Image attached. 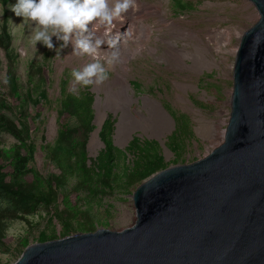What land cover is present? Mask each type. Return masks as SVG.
Returning a JSON list of instances; mask_svg holds the SVG:
<instances>
[{
	"label": "rangeland",
	"instance_id": "rangeland-1",
	"mask_svg": "<svg viewBox=\"0 0 264 264\" xmlns=\"http://www.w3.org/2000/svg\"><path fill=\"white\" fill-rule=\"evenodd\" d=\"M182 1L188 3L187 8H181L177 0H138L140 5L147 6L135 17L136 22L146 27L142 34L143 45H129L131 47L123 51L122 55H129L130 52L134 55L116 64L109 71V79L104 84L73 87L72 70L82 68L84 64L92 62V58L73 55V44L69 41L67 46H63L64 42L55 36L52 37V50L47 49L42 42L34 47L31 35L35 24L24 21L23 17H17L11 11V6L17 0H0V33L7 21L12 36L10 53L0 47V95L15 105L12 111H2L3 114L18 124L19 97L29 92L33 93L34 99H40L34 91L35 83H31L29 78L32 76L34 82H37L39 70H43L46 76L44 87L48 93L47 101H41L38 107H34L32 102L25 106L34 117L40 113L38 119L30 125V139L24 143L28 147L32 146L34 153L29 162L32 173L28 174L27 179L30 181L34 172L45 181L54 173H60L48 158L46 145L53 146L57 139L61 81L64 78L68 81V93L82 97L85 92H90L94 96L92 109L96 128L86 145L89 165L106 148L100 136L103 127L109 120L114 121L110 136L113 145L111 170H102L100 175H92L91 186L96 192L89 193L86 189L76 191L80 185V173L75 170L68 177L63 187L65 193L60 194L57 205L41 206L35 214L27 216V220L17 219L10 224L4 246L0 248V264H13L29 245L42 243V238L51 241L79 232H95L101 228L120 232L132 227L137 218L132 195L145 180L132 183L129 174L133 171L135 155L140 150L163 158L164 166L159 172L170 166L200 160L223 143L225 135L224 138H213L209 123L199 122L198 119L214 121L219 125V131L226 133L231 114L236 51L243 34L259 20L260 15L249 0ZM155 11H158V15H150L145 19L147 14ZM160 19L166 22L162 23ZM175 22L177 28L171 26ZM183 30L200 33L204 39L206 31L220 30L225 33L221 39L225 45L217 54L219 40L213 39L210 44L211 53L207 55L205 51H200L198 54L197 41L181 33ZM115 36L117 34L114 33ZM181 50L195 54V60L192 55L190 58L185 57ZM213 58L217 66H210L208 61ZM32 64L39 68H33ZM202 64L206 68L195 71L197 65ZM121 66L127 70L128 92L134 100L129 110L135 116L141 112L143 118L139 120L125 114L126 102L123 95L118 93L121 86L112 85L117 72H122ZM5 78L7 84L4 83ZM183 84L191 87L184 88ZM110 86L112 94L109 93ZM147 100L161 104L170 117V125L157 115L154 108L146 104ZM100 103L103 104L105 116L97 135L99 145L91 151L92 135L97 131V125L100 126L96 122ZM77 124L75 119L71 121L72 126ZM136 140L139 144L134 148L136 153H133L130 146ZM0 143L1 148L9 154L16 145L22 144L6 132H0ZM12 163V159L5 163L7 173L13 172ZM58 214L63 217L60 218ZM68 226L72 230L66 232ZM25 243L27 245L23 246Z\"/></svg>",
	"mask_w": 264,
	"mask_h": 264
},
{
	"label": "water",
	"instance_id": "water-1",
	"mask_svg": "<svg viewBox=\"0 0 264 264\" xmlns=\"http://www.w3.org/2000/svg\"><path fill=\"white\" fill-rule=\"evenodd\" d=\"M249 1L260 18L236 53L223 143L140 184L132 227L32 244L13 264H264V0Z\"/></svg>",
	"mask_w": 264,
	"mask_h": 264
},
{
	"label": "trees",
	"instance_id": "trees-1",
	"mask_svg": "<svg viewBox=\"0 0 264 264\" xmlns=\"http://www.w3.org/2000/svg\"><path fill=\"white\" fill-rule=\"evenodd\" d=\"M177 3L183 9L188 6V3H184L182 0H177ZM11 42L12 36L6 21L0 33V47L10 53ZM31 66L39 68L34 64ZM39 74L40 77L37 82H34L32 76L29 80L31 83H35L34 91L39 94L40 99H34L33 93L29 92L24 97H19L17 103L20 115L18 124L3 114L2 111H12L15 105L7 97L0 95V132L11 134L22 142V144L16 145L10 154L1 148L0 143V248L4 246L6 233L13 221L17 219L27 220V216L35 214L41 206L48 207L52 204H58L60 194L65 193L63 187L68 177L75 173V170L80 173V185L76 191L86 189L89 193L96 192L91 186L92 175H100L102 170H111L113 145L110 136L114 129V121L109 120L103 127L100 136L106 148L89 165L87 163L86 145L90 134L96 128L93 124L92 109L94 96L90 92H85L82 97L68 93V81L67 78H64L61 81L62 99L58 110L57 139L53 146L46 145L47 156L60 173H54L45 181L34 172L32 179L30 181L27 179L28 174L32 173V170L29 169V162L34 153L32 146L28 147L24 143L30 139V125L38 119L40 113H36V117H34L25 109V106L32 102L34 107H38L41 101H47L48 98L47 90L44 87L46 83L45 72L39 70ZM74 119L78 123L77 126L71 125V121ZM137 144H139L138 140L133 142L130 146L131 152L136 153L134 148ZM135 157L133 171L129 174L132 183L148 179L164 166L161 156H151L145 150H140ZM11 159L13 160V172L10 174L5 171V163ZM58 216L63 217L61 214ZM70 230L72 229L68 226L66 232ZM46 240L41 239L42 242ZM26 245L27 243L23 244V246Z\"/></svg>",
	"mask_w": 264,
	"mask_h": 264
},
{
	"label": "clouds",
	"instance_id": "clouds-1",
	"mask_svg": "<svg viewBox=\"0 0 264 264\" xmlns=\"http://www.w3.org/2000/svg\"><path fill=\"white\" fill-rule=\"evenodd\" d=\"M11 11L35 24L31 35L34 47L42 42L52 50V37L55 36L64 42L63 46L73 41V55L91 57L92 62L71 72L73 87H87L100 86L109 79V71L120 61L122 48L131 39L128 30L109 39L108 50L101 55L105 40L98 38L96 32L102 27L103 35L110 37L115 29L114 22L123 21L129 12L139 11V6L137 0H113L111 6L109 0H17ZM4 83H8L7 78Z\"/></svg>",
	"mask_w": 264,
	"mask_h": 264
},
{
	"label": "bare ground",
	"instance_id": "bare-ground-1",
	"mask_svg": "<svg viewBox=\"0 0 264 264\" xmlns=\"http://www.w3.org/2000/svg\"><path fill=\"white\" fill-rule=\"evenodd\" d=\"M112 2H113V0H109L110 6H111ZM137 4L139 6V11H137L135 13L129 12L127 14V16L124 18L123 21L117 20V21L114 22L115 23V29L113 30V32H112L110 37H105L103 35V31L104 30H103L102 27L96 32L95 35L98 38L105 40V44L102 45L101 54H104V52H106L108 50L107 41L109 39H113L114 38V33L117 34V35H119V34L123 35L124 32H126V30L130 31L131 39L129 40L128 45L125 48H122V53H123V51L127 50L128 47H131L129 45H132L133 47L138 46L140 44L143 45L142 43L144 42V40L142 39V34H143L144 30L146 29V27L145 26H141V24H139V22H136L135 21V17L140 15L144 11V7H147V6L146 5H140L138 0H137ZM150 15H158V11L151 12L150 14H147L145 19H148ZM160 21L162 23L166 22L165 19H160ZM171 26H173V28H177L178 27L176 22L172 23ZM173 32H175V31H173ZM181 33H184L186 36H188L191 39H194L195 41H197V48H198L197 49V53L198 54H199L200 51H202L203 53L205 51V53L207 55L210 54L211 51H212L211 47H210V44L213 43L214 40H219L218 41L219 45H218V48H217V51H216L217 54L220 53V48L225 45L221 41V39L223 38L225 33L220 31V30H209V31H206V33L204 34L205 39L202 37V35L200 33L191 32V31H184V30L181 31ZM70 42L73 44V41L70 40ZM171 45H174V44L171 43ZM181 52H183L185 54V57H189V56L192 55V58L195 60V57H196L195 54H191V53L187 52L186 50H181ZM131 53L132 52H130L129 55H121L120 61L117 64H120L123 61L128 60L130 58V55H134V54H131ZM208 62H210V66H217V63L214 60V58H213V60H209ZM204 68H206L205 64L197 65V67H196L197 70H195V71H197V72L198 71H202ZM121 70H122L121 73L117 72L118 73L117 77L113 81L112 85H117V86L120 85L121 86V91H119L118 93L123 95L124 101L126 102L125 114H127L131 118L139 120L140 118H143V114L141 112H138V116H135L129 110L130 109L129 105L134 100H133V97L128 92L127 70L123 66H121ZM182 86L184 88H186L187 86H190V85L183 84ZM112 92H113L112 91V86H110L109 87V93L112 94ZM121 95H120V97H121ZM146 104L151 106L152 108H154L157 111V113H158L157 115H160L161 118H163V121L166 124L170 125V122H171L170 121V117L162 109V106H161L160 103H158L157 101H153V100H147ZM102 108H103V104L100 103V105L98 107V113H97V119H96V122L99 125L101 124V122L103 121L104 116H105V113L102 111ZM198 121L199 122H207V123H209V126L212 128L213 138H217L218 136H221L222 138H224L225 132L219 131V125L216 122H214V121H205L203 118L198 119ZM97 134H98V132L97 133L95 132L92 135V138H91V141H90V150L91 151H94L97 148V146L99 145L98 139H97ZM120 135H121V125H120L119 131H118V137L119 138H120Z\"/></svg>",
	"mask_w": 264,
	"mask_h": 264
}]
</instances>
